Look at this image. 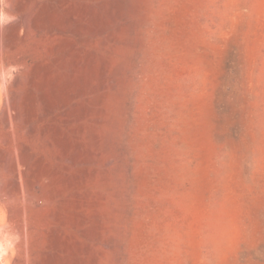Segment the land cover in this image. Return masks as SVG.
<instances>
[{
    "label": "rangeland",
    "instance_id": "1",
    "mask_svg": "<svg viewBox=\"0 0 264 264\" xmlns=\"http://www.w3.org/2000/svg\"><path fill=\"white\" fill-rule=\"evenodd\" d=\"M0 264H264V0H0Z\"/></svg>",
    "mask_w": 264,
    "mask_h": 264
}]
</instances>
